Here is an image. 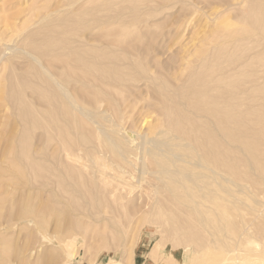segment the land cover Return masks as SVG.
I'll list each match as a JSON object with an SVG mask.
<instances>
[{"label":"rangeland","instance_id":"obj_1","mask_svg":"<svg viewBox=\"0 0 264 264\" xmlns=\"http://www.w3.org/2000/svg\"><path fill=\"white\" fill-rule=\"evenodd\" d=\"M155 2H157L158 5ZM263 5H264V0H158V1L156 0H0V38L2 39V40L0 39L1 40L0 52H2L1 53L2 55L0 54L1 55L0 56V88L1 87L3 88L4 94L9 93V92L10 93L15 92L16 89H18L19 93L21 91L18 97H21L22 100L27 98L28 99V100L26 99V102H27L29 101V98L32 99V100L30 99L31 103L27 102L26 105L28 104H31V106L38 105V106H35L37 108H40V106L43 107L44 105L42 104L44 102L42 103V101L44 100H42L43 97L39 94V91H38L40 90L38 89L40 85H35V84H38L36 83L38 78L33 76L34 73H35L34 75L36 76L40 72V70L37 69V63L33 62L32 59H30V56H31L30 54L37 56L43 64H46V62L47 63L49 62L47 64L49 66L52 63L51 66L52 67L54 66V68L52 67L50 68V66L49 68L50 70H53V72L56 70L55 65H57V62L58 61L61 62L62 60V63H61L62 66L60 63H58L59 65H57V66H60L62 70H60V68L57 67L60 73L57 70L55 71V73L56 72L59 73L60 78L62 77L61 79H63L64 76L67 74V72L70 70L68 72L69 74L65 76L66 79L69 77L68 78L69 82H66V83L68 84L71 83L69 84L70 86L69 89L74 83L72 87L73 90L81 91V89L77 88L78 86H81L79 82H76L77 85H75V82L74 80L72 81V78L79 77L83 71L81 72L78 70H74L73 72L72 68L70 67H75L74 66L75 63H76L75 65L80 64L79 66L81 67V63L78 64V62H74L78 60L76 56L79 57L80 56L79 53H81V56H83L84 54L86 56L87 55L89 56V54L90 56H95L96 54L98 55V53L100 52L103 54L99 53V55L103 57H99L96 55L95 58L97 57V59L94 58V60L98 62L97 63L98 65L102 66L103 64H105L106 66L112 65L113 67L115 64L116 65L121 64L119 67H115L113 68V70L111 69L112 72L114 71L113 73H118L120 70L121 72H124L125 74L126 72H128V74L129 73L130 74L129 75L127 74V75L131 79L129 78V80L125 82V84L127 85L125 84L123 85L124 87L126 86L125 87L126 90L124 87L122 88L123 94H121L122 91L120 89L118 90L115 89L116 91L115 92L113 90L114 88H111L110 85H106V84H103V82L102 83L100 82L99 84L102 86V89H101L102 91L98 89L100 91L98 92L99 93L104 92L105 96H104V93L101 95L103 98L104 97L105 98L103 99L101 95L97 93L94 95L96 96L95 97L96 99H93L94 96L92 94H91L92 96L90 94L88 96L87 94V95H83L84 99L88 98L86 100L82 98L84 103L86 105L89 104L88 108L92 109L93 111L101 110V112H99L100 115L101 114L104 115L105 112H102L103 109L105 108L107 109V107H110L113 102L112 106H113V109L115 107L114 111L116 110V112L111 114L113 112V109H111L112 107L109 110H107V112L111 114L109 115V118L107 116L108 121H110L111 117H113L112 120L116 121L115 119L116 117L114 116L117 114L118 118L116 122H118V124L124 127L127 126L126 128H130V126H132L133 128L131 129L138 131L140 134L142 133L144 134L145 132H147L146 136L154 137L155 135L152 136L153 134H156L161 128L166 127L163 125V120H162L163 115L161 113L159 114V112L166 110L165 107L168 106L169 101L172 103L171 100L174 99L173 96H175V92H177L176 89H178L177 88L178 85L181 84L180 86H182L181 88L183 90H185V88L188 89L189 92L188 91L184 92L180 88V91H182L183 93H187V92L190 93L192 91L191 89H193V87L191 88L188 85V84H191V82H189L190 78L188 76V73L189 72H190L189 74L195 73L193 67H191L193 65L195 66L194 68L196 72L199 71L202 68V67L200 68V65L202 64H200L201 62L199 61L200 59L204 57H213V58L215 57L217 59L220 58L218 59L221 62V64L219 62L220 64L219 73L222 74V78H219V79L222 80L221 86H222V90L224 91L227 89V87H230V85L231 87L234 86L233 88H236L235 84L236 86L238 84L237 87L239 89L236 88L235 90L233 89L232 92L230 90V92L233 93V95L234 93L238 92L237 94H239L240 96V93H242L244 89L247 90V87L249 85H254V84H257L258 86L264 85L261 83L262 79L264 78L263 76L264 75L263 74L264 73V59H263L264 58V52H263L264 51V28L259 31L254 29L253 30L254 32H252L251 35H246L243 33L244 23H248V21L252 22L253 20L251 16H252V13L255 11L254 7L262 6L263 8ZM147 9L149 12L147 11ZM149 9L150 10L152 9L153 12L151 10V13H150ZM71 21L72 22L74 21L73 24ZM35 22H38V23H35ZM61 22L65 24V26L64 25L62 26ZM221 22L222 24L219 26ZM5 24H8V25L5 27ZM59 26H60L59 28L60 31L59 30L57 31L56 29H58L57 27ZM16 27H18L20 31L17 28V32H16ZM67 27L69 29H67ZM22 28H26L27 34H25V31H22L24 30ZM51 30L53 32H51ZM65 30H68V31H65ZM108 32L110 34H108ZM29 33L31 34L29 35ZM50 33L53 36L54 35L56 36L58 34L57 36L58 38L60 37V39L66 35L65 36L66 38L61 39L62 44L60 43V45L62 46L64 45L63 43H65L69 47L68 48L65 47L64 51L63 49L61 50L62 47H59L60 52H62L61 55L63 56V59L61 60L60 58H62V56L60 55V52L58 51L59 49L57 48L58 49L57 50L55 48V42L53 41L54 39L52 40L50 39V41H53V42L49 41L48 36H50ZM68 33L70 34L68 35ZM102 33L105 35H102ZM71 34H74V35H71ZM20 35L22 37H20ZM24 36H26L25 39L23 38ZM53 36H51L50 38H53ZM233 37H240V39L245 37V39H242L243 41L241 40L234 41L232 40ZM20 38L21 39L23 38V39L20 40ZM111 39L114 40V43H112L113 40ZM33 40L35 41V44L37 45L35 46V44H33L37 51L35 49H32ZM42 40L44 41L42 42ZM65 40L66 42L67 41L68 42L67 43L64 42ZM107 42H110V43H107ZM238 42L239 43L242 42V44H238ZM69 43L73 45V49L71 48L72 45L70 46ZM123 43H124V46L122 45ZM82 45H84V47ZM74 46L76 48H74ZM97 46L99 47V49H97L98 48ZM50 47H52L53 49H51ZM103 47L105 49H103ZM218 47H219L218 51L220 53L217 51ZM85 48H87L88 50ZM74 49H77L78 51ZM95 49L97 50V52H95L96 51ZM113 50L117 52H114ZM7 51H8V54L10 53L12 55L11 56L10 54L8 55ZM26 51H28L29 53H27ZM67 51L69 52L72 51V52L69 53ZM93 51L96 54H94ZM245 51H249L252 54L250 55V53L245 52ZM46 52L48 56L46 55ZM51 52L53 53L51 54ZM75 52H79V53L73 54ZM236 52L239 54H237ZM105 53L106 54L108 53V55H106ZM65 54H69L71 57ZM256 54H259V55H256ZM55 55L58 57V61ZM121 55H125L123 56V59L121 58L122 57ZM234 55L235 57H233ZM7 56H9L8 58H11V59H8ZM65 56H68L70 58L68 57L66 58ZM73 56H75L76 58L75 60ZM119 56L120 58H118ZM110 57L112 58L114 57L115 60H112V58ZM229 57L231 59H229ZM259 57H261L263 60L260 59ZM71 58L73 61L71 60L70 62ZM99 58L101 59L103 58V60L99 61ZM67 59H69V62L71 64L68 61H66ZM119 60L120 62L124 61L123 65L125 67L122 66V62L120 63ZM53 61L54 62L56 61V64H54ZM114 61H117V63L118 62L119 63L118 64L114 63ZM67 62L70 64V67ZM241 62L242 64H240ZM258 62L259 64H257ZM64 64H65V67H63ZM140 65H142L143 69L145 68V70H142V66L140 67ZM229 65H232V66H229ZM127 66H128V69H126ZM65 68H67V71L66 70L64 71ZM129 68L131 69L132 73H136L137 75H133V74L131 75V72H129L130 71ZM138 68H139V71H138ZM189 68H192L191 70H193V72L189 71L190 70ZM35 69L38 71L37 74L35 72L36 71ZM73 69H77V68H73ZM111 70L109 69L110 75L113 74V73L111 74ZM227 71H230V72L228 73ZM78 72L79 73L81 72V73L79 74ZM9 73L11 74V77ZM41 73L43 72L41 71ZM70 73H71V76H69ZM155 73L157 74V76L155 75ZM230 73L233 75L231 76ZM63 74L64 76H61ZM39 75L41 76L42 74H39ZM255 75L256 76L258 75V77L256 78ZM131 76L132 77L134 76V78H132ZM137 76H139L141 79ZM149 76L151 77V79L147 78ZM185 76H186V80L188 77V80H187L188 82L186 81V83L184 84L182 82H185L184 80ZM6 77L8 78V81ZM23 78L25 79V83H24ZM40 78L41 77H39V79ZM92 78L93 76L91 75V78L89 79H92ZM138 78L139 80H137ZM20 79L23 80V82ZM66 79H63V80L68 81ZM159 79L161 80V83L159 82L160 81ZM244 79H246V81ZM27 80L32 82L31 86H30V82H28ZM41 80L43 81L44 78L43 79L41 78ZM165 80L168 83L162 82ZM170 80L174 81L175 84L172 83V81ZM11 82H14L15 84ZM38 82L40 83L39 80ZM247 82L250 84H248ZM19 83H21L20 87L23 86L22 89H24V86H25L26 90H22L18 85ZM152 83L153 84L159 83L158 85L155 84L156 87L159 85L162 86V84L163 86L162 87L159 86L156 88ZM239 83L240 84L242 83V84L240 85ZM128 84L132 85L130 88H128L129 93L127 91V87H129ZM226 84L228 85L226 86ZM26 85L28 88L26 87ZM46 85L47 86L45 87V84L44 86L43 84H41V88L43 90H49L47 83ZM166 85L168 86V88L169 86H171L170 87L171 89H173L172 86L175 85L173 93H172V90L169 88L171 90L170 91ZM34 86H37V87L34 88ZM136 86L138 87V89ZM258 86L256 87V85H254V87L256 88H258ZM13 87L15 88V90L13 89ZM30 88H32V90L33 88L35 90L37 89L36 90L37 93L34 90L35 92H33V95L39 94L37 96H40L41 99L39 97L38 99L37 97L34 98L35 95L34 96L32 95V93L30 92ZM165 88L168 90V92L166 91ZM10 89L14 91H11ZM111 90L114 91L113 92L114 95L112 94ZM119 90L121 91L120 93H119ZM160 90L162 93L160 92ZM148 91L149 92L151 91L152 93H149ZM164 91L166 93H164ZM10 93L8 95L13 94V93L12 94ZM22 93L26 96H22ZM144 93H146L145 95H148L149 98L146 96V98L148 99H145V95L143 96ZM167 93H168L167 96L172 97L169 101L166 99H163V97L164 98L166 97ZM109 94L111 95L110 97H109ZM115 94H116V97L113 98ZM128 94L129 95L132 94L133 96L132 95L129 96ZM153 94H156V97L153 96ZM140 95L143 97H141L140 99H137V101L135 102L136 98H139ZM158 95L160 99L162 95L161 101L160 99H158ZM122 96L124 100H127V102H129L128 104L122 101L123 100L121 98ZM223 96L226 98V94ZM235 96L236 94L234 95V97ZM97 98L101 100H98ZM120 98L122 102L119 101ZM133 98L135 99L132 100ZM238 98L246 99V96L243 95L242 97H236L237 101H238ZM113 99H115L116 102ZM87 100H90V102ZM106 100H107V103H105ZM147 101L149 102L151 101V102L147 103ZM166 101L167 103H165ZM6 102L8 106L3 105V104L1 105V103H5V101L0 103V118H1L0 121L2 120V117L3 118L6 117L5 119L7 120L6 121L5 119H3V121L5 122L4 124H3V121L0 122V126L2 123V125L5 127V129L0 128L2 129L1 130L2 132L4 131V133H1L0 131L1 133L0 134V138H1L0 149H1V146H3V144L5 143V141H3L4 140L3 138L7 136V134L10 132L11 127L14 128V126L15 127L17 126L15 128V131H17V133L21 132V130H19L21 126L17 124L16 122L15 123L17 125L15 123L13 124L12 122V121H15L13 119V116L16 114L15 112L18 109L11 108L15 106L13 105L14 103H12L13 101L10 100L9 102V99H8ZM94 102H96L97 104H94ZM118 102H121L124 108L123 107L121 108L122 104ZM131 102L135 104L133 105ZM170 102H169V106L171 104ZM178 102L185 103L183 100H181V97H179ZM143 103H146V104H143ZM163 103H165L166 106H163L165 105ZM90 104H92L95 107L93 108ZM148 104L152 107H150ZM161 105L163 106V108H161ZM102 106H104V108ZM133 106L136 108H134ZM139 106L141 108H139ZM153 106L156 107V110L155 108H153ZM157 106H160L159 107L160 109ZM129 108L130 110L132 109L131 112H129L130 111ZM157 108L160 111H158ZM12 109H15L14 110L15 114L10 113V112H13ZM127 112L129 113L130 116L129 115L126 116ZM3 113L9 114V115L4 116L5 114ZM237 114L239 113H236V114L234 113V117L235 116L238 117L239 115ZM142 117H143V120H142ZM16 119L18 118L16 117ZM157 123L159 124L157 125ZM112 128L113 127H111V133H112L111 137L114 133H115V136H118V133L113 131ZM151 128H153V130ZM258 128H261L263 132L260 129H255L257 133L255 131L254 132L256 134H259L260 132L261 133L260 135L264 136V126H261V127L259 126ZM109 129L110 127H108L106 131L110 134ZM148 129L151 132V134L148 133L149 132ZM33 130L31 133L35 134L36 136L34 137L36 138H34L35 140L34 141L32 137L33 135L31 134L30 141L33 140L32 143H30L31 148H34L32 146L34 142H35V146L41 144L42 147L39 145L40 146L39 148L41 150H44V148H46L47 150L50 147L51 150L49 149V151L48 150L47 151L44 150V151H46V153L48 152L47 154H49L50 151H52L54 155H52L51 153L49 155L50 157L52 156L53 161L55 160V162H53L52 159H49L50 157L47 155L46 160L48 159V162H50V164L51 163L53 164V168L51 167L52 164L50 165L48 163L47 164L43 163L45 165L43 166L47 167L45 173L43 174L47 173V175L46 176L44 175L43 177L42 176L39 177L38 181H40L41 178H43L44 180H46L47 177L50 178V176L48 175H51L50 180L55 178L56 180L54 181H57L58 179L56 178L57 176L61 178L63 177V178L61 179L62 181L58 179L61 186H59L58 182L56 183L54 181L51 182L52 184L54 183L52 186V184L49 183L50 182L49 178L46 180L47 183L42 182L40 183L41 185H36L38 182L37 183L35 182L34 185L25 183L24 181H22V179L20 180L21 176L16 177L12 175L10 176L11 178L9 177L10 178V181H9L8 174L10 175V172L7 171L9 170V167L7 165V162L2 163L1 165L2 168L3 167L5 168L6 166L5 168L6 172H4L5 171L4 168L2 169L0 166V171L2 172L0 173V181L2 179L3 180L2 183L4 184V189L0 187V190H1L0 191L1 192L0 193V264H105L110 259L116 260L119 263L121 262L120 264H264V153L261 150V149L264 150V137L261 136L262 138L261 140L263 141L262 143H260L261 140L259 139V142H258L259 144L254 141L253 142L250 141L247 143L240 142V141L239 143L238 141L231 142V140L229 141L226 140V141H223L222 143L221 141H219V147H222V149L221 148L219 149L221 150V152H219V158L221 157L220 160H222V161L219 160V162H221L219 164V167L223 168V169L219 168V174L221 175V176L219 175V184L221 185V186L219 185V209H212L214 211L213 214H212V211H208L209 213L205 212V215L208 217L207 218L208 221H206L205 224L201 225V223H199L198 221L196 222V220L193 219V214L191 212H189L191 214H188V213L185 214L181 211L182 209L185 210L186 206H182L181 209H178L179 207L177 208L175 206V208H177L180 212L174 209L173 207L174 205L172 206L171 203H167V205L165 204L167 207L163 205L162 210H160L158 213H155L153 211L149 212V210H147V212L145 213L146 210L144 209L138 210L137 203H140V202L138 199H135L137 198L136 193L135 195L131 196L130 198L131 200L129 199L128 201H126L125 204L127 205H125L124 203L123 204L117 203L119 204L117 205L116 203L111 202L112 203V206H111V203L108 201L106 197L105 198L107 199V201L106 199H101V196H103L102 198H104V194H101V192L100 193L97 192V194H95L94 192L95 189H93V187L90 186V183L91 182L93 183L95 181L94 179L90 177H84L83 179L86 180V182L82 179L83 181H81L80 184H78L79 181L77 183L76 181L77 178L75 176L78 175V173L76 172H79L80 170L74 169V170H78L76 172L74 171L75 175L73 174V172H68V174L66 175L64 174L65 172L67 173V169H64L61 167L66 166V168H68L67 166L68 164L66 165L65 163H63L65 161L63 157L64 155L63 156L61 155V153L63 154V151L58 147L59 144L57 140H55L56 138H53V137H56L55 132L49 129L43 130L42 128H39V127H36ZM43 131L45 132L43 133ZM83 131H85V128L81 129V133ZM51 132L53 133L51 134ZM81 133L79 131L80 135ZM245 133H247V131H245ZM115 136L113 135V137ZM115 139L120 140V138H117V137H115ZM38 140L39 142H37L38 143L37 144L36 141ZM93 141H88V144L92 143L89 146L87 142H86V147L84 144H82L84 146L82 145L80 146H82V148H85V149L89 148V150H92V151L93 149H95L94 151H98L101 149L100 145L103 144L105 145L104 147L105 149L102 147L103 148L102 151L103 150L104 152H106V150L108 151L106 145H109V144L108 142L104 144L105 142L103 138L98 141L96 140H93ZM2 142L3 144H1ZM53 142L58 145L57 146L54 145ZM53 145L56 146L57 150L53 147ZM95 145L96 146L98 145V146L95 147ZM47 146L49 147L47 148ZM235 146L237 147V149ZM241 146L242 148L244 147L247 148L249 146L247 148L248 151L245 150L246 148L242 149ZM36 148L38 147H35L34 149ZM108 148L110 150L109 146ZM253 148H256L255 151H253L254 150ZM53 149L55 150L54 152H53ZM60 150L62 152H60ZM83 150L80 151V153L83 152ZM243 150L244 152L246 151V153H244ZM56 151H59V152H56ZM225 151H227L228 154L225 153ZM222 152H223V155L220 154ZM250 152L252 154L247 155L248 153L250 154ZM255 152L256 153L258 152L259 155L258 153L256 154ZM260 152H262V154H260ZM111 153L112 151L107 152V156ZM113 154H116V153H113ZM55 155H58V156H55ZM114 156H117V155H113V158L115 159L116 157ZM234 156H237V157H234ZM61 157L64 160H62ZM54 158H57L58 161ZM109 158H108L109 160L118 161L117 158L113 160L111 155ZM59 159L60 161L62 160L63 162L62 161L60 162ZM46 160H45V163L47 162ZM57 164H60L63 166L58 167ZM257 164H258V167H256ZM260 166H262L261 167L262 169H258L260 168ZM60 168L62 170L64 169V171H59ZM224 169L227 172L228 171L230 172H228L226 175L225 174L226 171H225L223 175L222 172L224 171ZM52 171L53 172L58 171L57 175L56 173H53ZM69 173H72L76 179H73L72 174L70 175V177L72 178L71 179L69 177ZM79 174L81 173L79 172ZM222 176H224V178H226L225 176H228V178H231V181L228 180L227 178H226L227 179L226 181V179L222 178ZM15 177L18 178L17 182H16ZM70 179L71 181H69ZM232 179H233V182H232ZM12 180H15V182ZM234 180L236 181V183L234 182ZM18 181L19 182L22 181V183L23 182L24 183L22 184L20 182V184H17ZM9 182L11 185L7 184ZM66 182L68 184L70 183L69 185H72V186H68ZM72 182H76L75 185ZM13 184H15L14 186L16 187L18 186V187L17 188L13 187L12 189ZM21 184L26 186V188L24 186L22 187ZM56 184L57 186H59L58 189H55ZM84 185H86V187H84ZM0 186H3V185H0ZM28 187L30 189L32 187L33 191L32 190L29 191ZM80 187L82 188L81 190H80ZM89 187H91L93 190H91L90 188V192L87 193L89 191L88 190ZM239 187L240 189L243 187V189L241 191L239 189V192H238ZM40 188L42 191H40ZM14 189H17V190H14ZM84 189L87 191L86 196L88 198H86L85 196ZM225 189L229 191L230 189H232L231 194H228L229 191L224 192L223 190ZM12 190L14 193L12 192ZM26 190L28 193L26 192ZM60 190L61 191L63 190V191L61 192ZM82 190L84 191L82 192ZM91 191H93L94 194L93 193L91 194ZM96 191H97V188H96ZM5 193L7 196L5 195ZM77 193L80 194V196L77 195ZM1 194L3 195L1 196ZM8 194L10 195V197ZM27 194L28 196H30L29 198ZM74 194L79 196L80 198L79 197H78L79 199L76 198L77 196H75ZM89 194H91L90 196L91 200H89ZM98 194H101L100 197ZM94 195L95 197L93 198ZM25 198L27 199V201L25 200ZM32 198L34 201L31 200ZM73 198L78 201L74 200ZM133 198L135 199V202ZM28 199L34 202L33 204L36 208L33 206L32 203L28 202ZM100 200H104V201H100ZM21 201L22 202L24 201V203L26 201L27 204L29 203L28 206L29 208L32 207L31 209L33 211L34 209L35 211L40 210L39 208H41L42 206H45V208L42 207L44 210L41 208L43 211L40 210L42 217L40 213H38V211L37 212L34 211L35 213H33L32 210L27 207V204L23 205ZM89 201H91V203L95 202L93 203L94 206ZM102 202L105 203V205L102 204ZM106 202L110 203V207H112L113 210L107 206L109 204L106 205ZM11 203L12 205H10ZM113 204H116V205L114 206ZM132 205L134 207H132ZM25 206L27 207L26 210H25L26 208ZM123 206H126V207H123ZM170 206L172 209L170 208ZM73 207L74 208L76 207L75 210ZM113 207H116V208L114 209ZM105 208L106 209L108 208V209L106 210ZM134 209H137L138 211ZM17 210L19 212L21 210L23 213L20 212L21 213L20 214ZM27 210L28 211L31 210V211L28 212ZM41 211L43 212V214ZM132 211L133 212L137 211V212L133 213ZM167 211L169 212V214L166 213ZM148 212H149V215H151V217H149ZM28 213L32 214L33 217L32 215H29ZM155 214H156V217H155ZM170 214L171 216L175 215L176 219L171 220L170 219L171 217L168 219L167 217ZM184 214L186 216L183 217ZM187 214L190 215V218L192 220L188 218ZM34 215H36V217H34ZM125 215H128L129 218L125 217ZM20 217L22 220H20ZM27 217H29L30 219ZM11 218H14V219H11ZM39 218H42V219H39ZM216 218H218V220ZM210 219L211 221H213L212 223H214L215 225L217 224L215 226L216 230L214 226L212 227L214 229L210 227L212 226ZM32 220L34 221V223L32 222ZM35 220H37V222ZM138 220L140 222H138ZM158 220H161L162 224H160ZM11 221L13 224L11 223ZM201 226L203 228H201ZM37 229L38 231H35ZM39 233L41 234V236ZM212 233L213 234L215 233L216 239L217 238L219 239L216 240ZM38 240H40L39 242H42V243H39Z\"/></svg>","mask_w":264,"mask_h":264},{"label":"bare ground","instance_id":"obj_2","mask_svg":"<svg viewBox=\"0 0 264 264\" xmlns=\"http://www.w3.org/2000/svg\"><path fill=\"white\" fill-rule=\"evenodd\" d=\"M158 1V0H156ZM153 3V2H152ZM157 4V2H155ZM154 3V4H155ZM74 4V3H73ZM155 4V5H156ZM71 5V3H70ZM158 5V4H157ZM153 6V4H152ZM254 7V6H253ZM251 7V8H253ZM151 8V7H150ZM255 8V11L252 13V22H249L248 23H244V26H243V33L246 34V35H251L252 32H254L253 30L256 29V30H262L264 28V5H263V8L262 6L261 7H254ZM155 9V8H154ZM150 10V9H149ZM152 10V9H151ZM151 10H150V13H151ZM59 11V10H58ZM148 11V9H147ZM149 12V11H148ZM153 12V10H152ZM46 19V18H45ZM70 19V18H69ZM36 21V20H35ZM40 21V20H39ZM43 21V20H42ZM69 21V20H68ZM72 22V21H71ZM74 22V21H73ZM72 22V24H73ZM76 22V21H75ZM35 23H38V22H35ZM62 23V22H61ZM59 24V23H57ZM71 24V25H72ZM76 24V23H74ZM222 24V22L219 24V26ZM8 24H5V27L7 26ZM55 25V24H54ZM65 26V24L62 23V26ZM70 25V26H71ZM61 26V27H62ZM67 26V24H66ZM69 27V26H68ZM67 27V29H69ZM17 28L16 27V32H17ZM54 28V27H53ZM58 29H56L57 31L59 30L60 26L57 27ZM64 28V27H63ZM62 28V29H63ZM8 29V28H7ZM11 29V28H9ZM19 29V28H18ZM24 29V30H22ZM21 30L22 31H25V34H27L26 32V28H22ZM13 30V29H12ZM74 30V29H73ZM20 31V29H19ZM18 31V32H19ZM28 31V30H27ZM47 31V30H46ZM45 31V33H46ZM60 31V30H59ZM65 31H68V30H65ZM64 31V33H65ZM51 32H53L51 30ZM62 32V31H61ZM70 32V31H69ZM75 32V31H74ZM22 33V32H21ZM32 33V32H31ZM29 33V35L31 34ZM73 33V32H72ZM35 34V33H34ZM70 33H68L69 35ZM108 34H110L108 32ZM125 34V33H124ZM18 35V34H17ZM43 35V34H42ZM58 35V34H57ZM53 36L51 35L50 33V36L49 37V41L50 39H54L53 41L55 42V48L60 52V48L59 47H62L61 50L63 49L64 51V48L65 47H69L67 46L65 43H63L64 45H60V43L62 44V40L63 38H66L65 36H63V38L60 39V37L58 38V36ZM63 35V34H62ZM71 35H74V34H71ZM70 35V36H71ZM101 35V34H100ZM102 35H105L102 33ZM107 35V33H106ZM115 35V34H114ZM119 35V34H118ZM122 35V34H121ZM133 35V33H132ZM23 36V34H22ZM20 35V37H22ZM28 36V35H27ZM51 36H53V38H50ZM69 36V37H70ZM138 36V35H136ZM44 37V36H42ZM47 37V38H48ZM103 37V36H102ZM117 37V36H116ZM24 39L26 38V36L23 37ZM22 38V39H23ZM71 38V37H70ZM75 38V37H74ZM101 38V37H100ZM112 38V37H111ZM1 39V38H0ZM20 38V40H22ZM106 39V38H105ZM242 39H245V37L241 38L240 37H233L232 40H241L243 41ZM2 40V39H1ZM0 40V42H1ZM67 40V39H66ZM66 40L64 42H66ZM113 40V39H111ZM128 40V39H127ZM44 40H42L43 42ZM53 41H50V42H53ZM76 41V40H75ZM108 41V40H106ZM116 41V40H115ZM123 41V40H122ZM30 42V41H29ZM68 42V41H67ZM66 42V43H67ZM74 42V40H73ZM37 43V42H36ZM71 43V42H70ZM69 43V44H70ZM107 43H110V42H107ZM114 43V40L113 42ZM128 43V42H127ZM35 44V41L33 40L32 42V49H35V46H37L35 44V46L33 45ZM38 44V43H37ZM49 44V43H48ZM86 44V43H85ZM238 44H242L238 42ZM6 45V44H5ZM47 45V44H46ZM50 45V44H49ZM72 44H70L71 46ZM78 45V44H77ZM87 45V44H86ZM97 45V44H96ZM95 45V46H96ZM103 45V44H102ZM111 45V44H110ZM124 46V43L122 44ZM39 46V45H38ZM48 46V45H47ZM76 46V45H75ZM74 46V48H76ZM84 47V45H82ZM107 46V45H106ZM228 46V45H227ZM53 47V46H52ZM52 47H50L51 49H53ZM78 47V46H77ZM98 47V46H97ZM108 47V46H107ZM11 48V47H10ZM21 48V47H20ZM48 48V47H47ZM73 49V45L71 47ZM102 48V47H100ZM119 48V47H118ZM3 49V48H2ZM9 49V48H8ZM54 49V50H56ZM79 49V48H78ZM87 49V48H85ZM91 49V48H89ZM99 49V47L97 48ZM103 49H105L103 47ZM102 49V50H103ZM110 49V48H109ZM114 49V48H113ZM126 49V47H125ZM246 49V47H245ZM5 50V48H4ZM3 50V51H4ZM74 50H77V49H74ZM82 50V49H81ZM88 50V49H87ZM96 50V49H95ZM117 50V49H116ZM219 50V47L217 49V51ZM223 50V49H222ZM221 50V51H222ZM9 51V50H8ZM8 51H7V54H8ZM37 51V50H36ZM53 51V50H51ZM78 51V50H77ZM83 51V50H82ZM99 51V50H98ZM110 51V50H109ZM114 52H117L115 50H113ZM123 51V50H122ZM241 51V50H240ZM244 51V50H243ZM250 51V50H249ZM249 51H245V52H248L250 53ZM252 51V50H251ZM27 53H29L28 51H26ZM34 52V51H33ZM69 52V51H67ZM66 52V53H67ZM72 52V51H70ZM69 52V53H70ZM84 52V51H83ZM90 52V51H89ZM97 52V50L95 51ZM108 52V51H107ZM219 52V51H218ZM242 52V51H241ZM244 52V53H245ZM264 52V51H263ZM2 52H0L1 54ZM40 53V52H39ZM43 53V52H42ZM53 52H51L52 54ZM76 53H79V52H75L73 54H76ZM91 53V52H90ZM94 53V51H93ZM100 53V52H99ZM98 53V55L96 53L97 56L99 57H103V56H100ZM119 53V52H118ZM116 53V54H118ZM215 53V52H214ZM220 53V52H219ZM229 53V52H228ZM237 53V52H236ZM235 53V54H236ZM243 53V55H244ZM255 53V52H254ZM10 54V53H9ZM8 54V55H9ZM56 54V53H55ZM62 54V52H60V55ZM71 54V55H73ZM80 56H76V58L79 60H76L74 62H78L81 63V67L79 65H75V67H70V62L72 60V58L74 57V60L76 59L75 56H73L71 59H70V62H69V59H67L66 61H68L67 63L69 64V67L72 68V71L74 72V70H78V71H83L82 74H80L79 77H73L72 78V81L74 80L75 82V85L76 82H79V84L81 86H78L77 88L78 89H81V91H78L77 90H73V85L71 86V88L69 89V84L71 83H66V82H69L68 78L66 79V75L69 74L68 72L70 71L69 68H68V72L67 74L64 76L61 75V76H64L63 79H66L68 81H65L63 79L60 78V71L59 69H57V67L60 68V66H57L59 65L58 63H62V60L63 59V56L62 58H60L61 62L58 61V57L56 56L57 58V65H55L56 67V70L59 71V73H55V71L53 72V70H50V68L52 67V63L49 68V66L47 65L48 63L46 62V64H43L40 59L37 57V56H34L33 54H30V59H32L33 62H36L37 63V69L40 70V72L38 73V71L34 70L36 72V76L33 74L34 77L38 78V80L40 81V83L37 82L38 84H35V85H40L38 89L39 91V94L43 97L42 100V105L44 106H40V108H37L35 106H38V105H35V106H31V104H28L26 105L27 102H30L31 103V98H29V101L26 102V99H23L21 97H18L21 93H19V90L16 89L15 92H12L10 94L12 95H8L9 93H6L4 94L3 93V88L0 90V101L1 102H4L5 103H1V105H6L8 106L7 104V100L9 99V102L10 100L13 101L12 103H14L13 107L11 108H16L18 109L16 112L14 111L15 109H12L13 112H10V113H14L15 117L13 116V119L15 121H12L13 124L16 122L17 124H19L21 127L19 130H21L20 133H17V131H15V127H11V130L10 132L7 134V136H3L5 143L3 144V142L1 144H3V146H1V149H0V166L2 165V163L4 162H7V165L9 167V171L10 172V175L8 174V178L10 176H16V177H20V180L22 179V181H24L25 183H28L30 185H34V183L38 182L36 185H41L40 183L42 182H45L47 183V179L49 177L46 178V180H44L43 178H41L40 181H38V178L39 177H43L44 175L46 176V174H43L45 173L46 171V168L47 167H44L45 165L44 164H50V162H48V159L46 160V157L47 155L50 157V153L52 155H54L52 153V151H50L49 154L46 153V151L49 149L51 150V148L49 146H47V150L46 148H44V150H41L39 147L41 146V144L37 145L39 142L36 141V145L35 146V142L32 144V146L35 148V147H38L36 149L34 148H31V144L32 141L34 140V136H36L35 134H32V130L36 127H39V128H42L43 130H51L53 132H55V136L56 137H53V138H56L55 140H57L58 144H59V148L63 151V154L61 153V155L64 157L65 161L63 162L62 160H64L62 157V162L65 163L68 168H66V166L64 167H61V168H64V169H67V173L65 172L64 174H68V172H73L74 174V171H78L80 170L79 172L81 174H79V172H76L78 173V175H76L75 178L74 175L72 173H69V177L70 175L72 174V177L73 179H76L77 183L79 181L78 184H80L81 181H83L84 177H90L92 179H94L95 181L92 183H90V186L93 187V189H95V194H97V192H101V194H104V198H102L103 196H101V199H108V201L111 203H119V204H125L126 201H128L131 196L135 195V193L137 194V198L135 199H138L140 203H137V208L138 210L140 209H144L146 210L145 213L147 212V210L150 211H153L155 213H158L160 210H162V206L163 205H167V203H171L172 206L174 207V209L178 210V209H181L182 206H186L185 210L182 209L181 211L183 213H188V214H193V219L196 220V222L198 221L199 223L202 224H205L207 220V216L205 215V212H208V211H212V214H213V210L212 209H219V168L220 169H223L221 167H219V164L221 162H219L220 158H219V152H221V150H219L220 148L222 149V147H219V141H221V143L223 141H226V140H231V142H234V141H239L240 142H256L258 143L259 142V139L261 140V136L260 135L261 133L259 132V134H256L257 131H255V129H260L262 131L261 128H258L259 126H264V85H260L258 86L257 84H254L256 85V87L258 86V88L254 87V85H249L247 87V90L244 89V91L246 92H242L240 93V96L239 94L237 93H234V95L236 94V96L234 97L233 93H231L233 91V89L235 90L236 88H238V84L236 86L235 84V87L236 88H233L231 87H227V89L224 91L222 90V80H220L219 78H222V74L219 73V65L221 64V62L218 60L220 58H213V57H204L202 59H200L199 62H201L200 64V70L196 72L195 70V66H191L193 67L195 73H192V74H189L188 72V76H189V82H191V84H188L191 88L193 87V89H191L192 91L190 93H188V89L185 88V90H183L180 86L178 85L177 88L179 89H176L177 92H175V96L172 101V103L169 101L172 97L171 96H167L168 93L166 94V97L163 99H166L168 100L171 104L169 106V102H168V106H166L165 103H167V101L163 104V106H166L164 111L162 112H159V114L161 113L163 115V125L166 126L164 128H161L156 134H153L152 136L154 137H148L146 136V133L145 132L144 134H140L138 131H135L131 128H133L132 126H130V128H126L120 124H118L117 121V114L114 116L116 117V121L112 120L113 117L110 118V121H108L107 119V116L109 118V115L113 114L114 112H116V110L114 111L113 109V102H112V105L110 107H107V109H103L104 106H102L103 108V111L102 112H105V114H101L99 112H101V110L97 111H93L92 109H89L88 108V105H86L83 101V95H87L89 96V94L91 95H95V94H103V93H99L102 89V86L99 84L100 82L103 84H106V85H110L111 88H114L113 90L115 91V89H120L122 91V88L124 87L123 85L125 84L126 81L129 80V74L128 72H126V74L124 72H121V70L118 72V73H113L112 70L113 68L115 67H119L120 65H114L112 67V65H109V66H106L105 64H103L102 62V66L98 65L97 61L94 60L95 56H89L87 55H83L81 56V53H79ZM77 54V55H79ZM93 54V55H94ZM100 54H103V53H100ZM106 54V53H105ZM111 54V53H110ZM114 54V53H113ZM125 54V53H123ZM234 54V53H233ZM239 54V53H237ZM252 53H250L251 55ZM2 55V54H1ZM0 55V56H1ZM4 55V53H3ZM12 54H10L11 56ZM38 55V54H37ZM46 55L48 56L47 52H46ZM65 55H69V54H65ZM92 55V54H91ZM108 55V53L106 54ZM211 55V54H210ZM209 55V56H210ZM226 55V54H225ZM256 55H259V54H256ZM255 55V56H256ZM70 56V55H69ZM111 56V55H110ZM122 59H123V56L125 55H121ZM208 56V55H207ZM213 56V55H212ZM218 56V55H217ZM9 56H7L8 58ZM52 57V56H51ZM66 58L68 56H65ZM71 57V56H70ZM68 57V58H70ZM115 57V56H114ZM114 57H110L112 58V60H115ZM235 57V55L233 56ZM237 57V56H236ZM248 57V56H247ZM49 58V57H48ZM55 58V57H53ZM120 58V56L118 57ZM244 58V57H243ZM246 58V56H245ZM260 59H262L261 57H259ZM8 59H11V58H8ZM43 59V57H42ZM97 59V57L95 58ZM120 59V60H122ZM125 59V58H124ZM229 59H231L229 57ZM236 59V58H235ZM238 59V58H237ZM242 59V58H241ZM264 59V58H263ZM262 59V60H263ZM65 60V58H64ZM100 60H103V58H99V61ZM119 60V62H120ZM73 61V60H72ZM127 61V60H125ZM231 61V60H230ZM243 61V60H242ZM256 61V60H254ZM44 62V63H45ZM52 62V61H51ZM107 62V61H106ZM112 62V61H111ZM118 62V63H119ZM122 62V66L123 65V62L124 61H121ZM120 62V63H121ZM150 62V60H149ZM198 62V63H199ZM205 62V63H204ZM207 62V64H206ZM220 62V64H219ZM229 62V61H228ZM54 64H56V61L54 62ZM73 63V62H72ZM108 63V62H107ZM106 63V64H107ZM113 63V62H112ZM114 63H117V61H114ZM117 63V64H118ZM127 63V62H126ZM204 63V64H203ZM245 63V62H244ZM109 64V63H108ZM107 64V65H108ZM130 64V63H128ZM133 64V63H131ZM197 64V63H196ZM238 64V63H237ZM242 64V62L240 63ZM248 64V63H247ZM259 64V62L257 63ZM127 65V64H126ZM198 65V64H197ZM226 65V64H225ZM235 65V64H234ZM62 66V64H61ZM67 66V65H66ZM129 66V65H128ZM128 66L126 69H128ZM131 66V65H130ZM142 65H140L141 67ZM229 66H232V65H229ZM39 67V68H38ZM65 67V64L64 66ZM125 67V66H124ZM145 67V66H144ZM155 67V66H154ZM199 67V66H197ZM227 67V66H226ZM234 67V66H233ZM54 68V66L52 67ZM73 68H77V69H73ZM153 68V67H152ZM236 68V67H235ZM234 68V69H235ZM81 69V70H80ZM109 69L111 70V74L110 75V71ZM121 69V68H120ZM123 69V68H122ZM130 69V68H129ZM137 69V68H136ZM150 69V68H149ZM191 72H193V70H191L192 68H189ZM197 69V68H196ZM229 69V68H228ZM60 70H62V68H60ZM67 71V68L64 69V71ZM142 70H145V68L143 69V66H142ZM198 70V69H197ZM243 70V69H242ZM241 70V71H242ZM254 70V69H253ZM257 70V69H256ZM263 70V69H262ZM41 71L43 73H41ZM71 71V72H72ZM116 71V70H115ZM138 71H139V68H138ZM151 71V70H150ZM258 71V70H257ZM261 71V70H260ZM77 72V71H76ZM131 72V69L130 71ZM142 72V71H141ZM174 72V71H173ZM223 72V71H222ZM228 73L230 71H227ZM262 72V71H261ZM11 73V72H10ZM9 73L10 77H11V74ZM62 73V72H61ZM143 73V72H142ZM141 73V74H142ZM176 73V72H175ZM174 73V74H175ZM225 73V72H224ZM251 73V71H250ZM13 74V72H12ZM39 74H42L41 76ZM128 74V75H127ZM137 75L136 73H132L131 72V75ZM148 74V72H147ZM151 74V73H150ZM177 74V73H176ZM175 74V75H176ZM184 74V73H183ZM231 74V73H230ZM264 74V73H263ZM39 75V76H38ZM44 75V76H43ZM91 75L93 76L92 79H89L91 78ZM95 75V76H94ZM146 75V74H145ZM155 75L157 76V74L155 73ZM154 75V76H155ZM233 74H231L232 76ZM7 76V75H6ZM38 76V77H37ZM71 76V73L70 75ZM73 76V75H72ZM100 76V77H99ZM144 76V75H143ZM178 76V75H177ZM187 76V75H186ZM186 76H185V82H182V83H186V81L188 80V77H187V80H186ZM237 76V75H236ZM246 76V75H245ZM248 76V75H247ZM262 76V75H260ZM264 76V75H263ZM39 77H41L42 79L44 78V80L42 81L41 78L39 79ZM81 77V78H80ZM132 77V76H131ZM139 77V76H137ZM161 77V76H160ZM227 77V76H226ZM250 77V76H249ZM254 77V76H252ZM255 77L257 78L258 75ZM7 78V77H6ZM13 78V76H12ZM25 78V77H24ZM23 78L24 80V83H25V79ZM134 78V76L132 77ZM140 78V77H139ZM139 78L137 80H139ZM148 79H151V77H147ZM145 78V79H147ZM228 78V77H227ZM230 78V77H229ZM235 78V77H233ZM242 78V77H241ZM246 78V77H244ZM22 79V78H21ZM20 79V80H21ZM27 79V78H26ZM111 79V80H110ZM131 79V78H130ZM141 79V78H140ZM163 79V78H162ZM240 79V78H239ZM249 79V78H248ZM247 79V80H248ZM255 79V78H254ZM16 80V79H15ZM19 80V81H20ZM23 80H21L23 82ZM71 80V78H70ZM108 80V81H107ZM160 80V79H159ZM158 80V81H159ZM233 80V79H232ZM243 80V79H241ZM246 81V79H244ZM257 80V79H256ZM7 81H8V78H7ZM13 81V80H12ZM28 82H30L29 80H27ZM42 81V82H41ZM156 81V80H155ZM172 81V80H170ZM225 81V80H224ZM244 81V83H245ZM250 81V80H249ZM254 81V80H253ZM258 81V80H257ZM260 81V80H259ZM10 82V80H9ZM16 82V81H15ZM18 82V81H17ZM44 82V83H43ZM152 82V81H151ZM161 83V80L159 81ZM163 83L166 82L165 81H162ZM188 82V81H187ZM236 82V81H235ZM11 83H14V82H11ZM31 83L30 82V86H31ZM35 83V82H34ZM46 83L48 84V89L49 90H43L41 88V84H45V87L47 86ZM168 83V82H166ZM172 83L175 84L174 81H172ZM233 83V81H232ZM238 83V82H237ZM248 83V82H247ZM252 83V82H251ZM254 83V82H253ZM258 83V82H257ZM262 84H264V78L262 79L261 81ZM15 84V83H14ZM134 84V83H133ZM146 84V83H145ZM153 84V83H152ZM156 85H158L157 83H155ZM153 84L155 87L156 85ZM229 84V83H228ZM226 84V86L228 85ZM231 84V83H230ZM240 84V83H239ZM242 84V83H241ZM240 84V85H241ZM250 84V83H248ZM259 84V83H258ZM13 85V84H11ZM19 87L21 85V83L18 84ZM127 85V84H125ZM177 85V84H176ZM244 85V84H243ZM242 85V86H243ZM29 86V87H30ZM42 86V87H43ZM109 86V88H110ZM129 87H127V91H128V88H130L132 85L131 84H128ZM138 86V85H137ZM136 86V87H137ZM147 86V85H146ZM149 86V85H148ZM161 86V85H159ZM157 86V87H159ZM163 86V84H162ZM161 86V87H162ZM167 86V85H166ZM165 86V87H166ZM175 86V85H174ZM174 86L173 89H171L169 86V88L172 90V93H173V90H174ZM241 86V87H242ZM247 86V85H246ZM12 87V86H11ZM9 87V88H11ZM18 87V88H19ZM23 86H21L20 88L22 89ZM27 87V85H26ZM37 87V86H34V88ZM50 87V88H49ZM80 87V88H79ZM126 87V86H125ZM124 87V88H125ZM156 87V88H157ZM186 87V85H185ZM240 87V86H239ZM260 87V88H259ZM19 88V89H20ZM28 88V87H27ZM33 88H30V92L32 93L33 95V92H35L36 90ZM44 88V87H43ZM54 88V89H53ZM75 88V86H74ZM150 88V87H149ZM155 88V89H156ZM168 88V86H167ZM168 88V89H169ZM180 88L182 91L186 92L188 91L187 93H183L182 91H180ZM184 88V87H183ZM13 89L15 90V88L13 87ZM99 89V90H98ZM133 89V88H131ZM138 89V87H137ZM152 89V88H151ZM160 89V88H159ZM163 89V88H161ZM166 89V88H165ZM169 89V90H170ZM187 89V90H186ZM239 89V88H238ZM237 89V90H238ZM5 90V89H4ZM11 90V89H10ZM9 90V91H10ZM14 90H11V91H14ZM22 90H26L25 89V86H24V89ZM32 90V91H31ZM35 90V91H34ZM110 90V89H109ZM119 90V93L121 92ZM126 90V88H125ZM130 90V89H129ZM136 90V89H135ZM134 90V91H135ZM170 90V91H171ZM175 90V91H176ZM231 90V92H230ZM99 91V92H98ZM102 91V90H101ZM112 91V90H111ZM114 91H112V94L114 95ZM126 91V92H127ZM133 91V92H134ZM153 91V90H152ZM166 91L168 92V90L166 89ZM169 91V93H170ZM82 92V93H81ZM116 92V91H115ZM131 92V91H130ZM139 92V91H138ZM141 92V91H140ZM149 92V91H148ZM154 92V91H153ZM161 92V90H160ZM179 92V93H178ZM182 92V93H180ZM37 93V91H36ZM129 93V91H128ZM147 93V92H146ZM144 93L143 96L146 94ZM149 93H152L151 91ZM162 93V92H161ZM164 93H166L164 91ZM37 94V95H39ZM111 94V92H110ZM109 94V97L111 96ZM121 94H123V91L121 92ZM141 94V93H139ZM226 94V98L223 96ZM35 95V94H34ZM33 95V96H34ZM35 95L34 98L38 97L40 98V96H37ZM91 95V96H92ZM129 95V94H128ZM127 95V96H128ZM132 95V94H131ZM129 95V96H131ZM165 95V94H164ZM171 95V94H170ZM238 95V96H237ZM243 95L246 96V99H241V98H238V101L236 100V97H242ZM22 96H26L22 93ZM87 96V97H88ZM104 96H105V93H104ZM119 96V94H118ZM124 96V95H123ZM123 96L121 97L124 101L126 102L127 104L129 102H127V100H124ZM126 96V95H125ZM133 96V95H132ZM140 95L139 98H136L135 102L137 101V99H140L141 97H143ZM146 96L148 97V95H145V99H148L146 98ZM153 96L156 97V94H153ZM29 97V96H28ZM96 96L93 97V99H96L95 98ZM100 97V96H99ZM102 97V95H101ZM100 97V98H101ZM113 97V96H112ZM116 97V94L113 98ZM179 97H181V100H183L185 103H182V102H178L179 100ZM83 98V99H82ZM92 98V97H90ZM89 98V99H90ZM103 98V97H102ZM101 98V99H102ZM105 98V97H104ZM103 98V99H104ZM121 98L119 99V101H121ZM127 98V97H125ZM129 98V97H128ZM135 98H133L132 100H134ZM31 99V100H30ZM41 99V98H40ZM88 98H85L84 100H86ZM98 100H101L99 98H97ZM102 99V100H103ZM110 99V98H109ZM144 99V101H145ZM158 99H160L159 95H158ZM25 100V101H24ZM28 100V99H27ZM92 100V99H91ZM115 100V99H113ZM162 100V95H161V99L160 101ZM90 102V100H87ZM85 101V102H87ZM121 101V102H122ZM131 101V100H130ZM139 101V100H138ZM142 101V100H141ZM235 101V102H234ZM25 102V104H24ZM88 102V103H89ZM116 102V100H115ZM121 102H118V103H121ZM151 102V101H150ZM149 101H147V103H150ZM153 102V101H152ZM164 102V100H163ZM40 103V102H39ZM107 103V100L106 102ZM104 103V104H105ZM117 103V104H118ZM133 105L135 103L131 102ZM94 104H97L96 102H94ZM103 104V105H104ZM116 104V105H117ZM122 104V103H121ZM120 104V105H121ZM138 104V103H137ZM143 104H146V103H143ZM155 104V103H153ZM151 104V105H153ZM10 105V104H9ZM34 105V104H33ZM93 108L95 106H93L92 104H90ZM106 105V104H105ZM115 105V106H116ZM149 105V104H148ZM90 106V107H91ZM143 106V105H142ZM147 106V105H146ZM150 106V105H149ZM156 106V105H155ZM163 106L161 105V108H163ZM112 107V108H111ZM123 107V104L121 105V108ZM130 107V105H129ZM134 107V106H133ZM152 107V106H150ZM158 108L160 106H157ZM44 108V109H43ZM113 109V112L111 114H109L107 112V110L109 109ZM124 108V107H123ZM136 108V107H134ZM133 108V109H134ZM139 108H141L139 106ZM143 108V107H142ZM153 108H155L156 110V107L153 106ZM157 108V110H158ZM41 109V110H40ZM96 109V108H95ZM118 109V108H116ZM160 109V108H159ZM130 110V108H129ZM132 110V109H131ZM131 110L129 112H131ZM138 110V109H137ZM112 111V110H111ZM128 111V110H127ZM160 111V110H158ZM239 111V112H238ZM234 113H239L237 115H239L238 117H234ZM5 114V113H3ZM140 114V113H139ZM9 114H5L4 116H8ZM11 115V114H10ZM125 115V114H124ZM129 115V113L127 112L126 113V116ZM135 115V114H134ZM12 116V115H11ZM130 116V115H129ZM140 116V115H138ZM161 116V115H160ZM16 117L18 119H16ZM6 118V117H5ZM2 117V120L5 119ZM10 118V117H9ZM8 118V119H9ZM125 118V116H124ZM123 118V119H124ZM1 119V118H0ZM12 119V120H13ZM159 119V118H158ZM160 119V120H161ZM6 120V119H5ZM10 120V119H9ZM142 120H143V117H142ZM0 121V122H1ZM7 121V120H6ZM11 121V120H10ZM19 123H18V122ZM130 121V120H129ZM135 122V121H134ZM160 122V121H159ZM5 122L3 121V124ZM15 123V124H16ZM127 123V121H126ZM133 123V122H132ZM16 124V125H17ZM129 124V123H128ZM159 123H157L158 125ZM11 125V124H10ZM9 125V126H10ZM258 125V127H257ZM2 126V127H1ZM1 126L0 128L2 129H5V127L2 125L1 123ZM8 126V127H9ZM12 126V125H11ZM92 128H91V127ZM4 127V128H3ZM108 127H110V134L106 131L108 129ZM111 127L113 131L117 132L118 133V136H115V133L113 134L115 137L117 138H120V140L118 139H115V137H111ZM135 127V126H134ZM160 127V126H159ZM257 127V128H256ZM7 128V127H6ZM10 128V127H9ZM84 129L85 128V131H83L81 133V129ZM0 129V131L2 130ZM88 129V130H87ZM150 129V128H149ZM148 129V131H149ZM153 130V128H151ZM155 129V128H154ZM18 130V128H17ZM6 131V130H5ZM34 131V130H33ZM79 131L81 133V135L79 134ZM220 131V133H219ZM245 131H247V133H245ZM253 131V132H252ZM256 133H255V132ZM259 131V130H258ZM41 132V131H39ZM45 131H43L44 133ZM51 132V134L53 133ZM263 132V131H262ZM1 133H4V131ZM0 133V134H1ZM47 133V132H46ZM148 133L151 134V132L149 131ZM244 133V134H243ZM6 134V133H5ZM31 134L33 135V140L30 141V138H31ZM148 134V135H150ZM38 135V134H37ZM44 136V134H43ZM54 136V134H53ZM264 137V136H262ZM45 138V137H44ZM104 139V144H106L108 142L109 145H106L108 151L106 150V152H104V150L102 151V149L105 147V145L101 144L100 146V150L98 151H94L95 149L92 150H89V148H82V146L85 145L86 147V142L88 144V141H93V140H100V139ZM39 139V137H38ZM45 140V139H44ZM0 141H1V138H0ZM35 141V140H34ZM49 141V140H48ZM95 141V142H96ZM263 140L260 141V143H262ZM83 142V143H82ZM94 142V141H93ZM102 142V140H101ZM50 143V142H49ZM80 143V144H79ZM228 143V142H227ZM237 143V144H238ZM255 143V144H256ZM43 144V143H42ZM54 145H58V144H55L53 142ZM79 144V145H78ZM84 144V145H82ZM92 144V143H91ZM90 143L88 144L91 145ZM96 144V143H95ZM224 144V143H223ZM245 144V143H243ZM249 144V143H248ZM247 144V145H248ZM253 144V143H252ZM259 144V143H258ZM53 147L56 149V146ZM78 145V146H76ZM82 145V146H80ZM99 145V143H98ZM97 145V146H98ZM228 145V144H227ZM235 145V144H234ZM233 145V146H234ZM95 145V147H97ZM108 146L110 147V150L108 148ZM225 146V145H223ZM229 146V145H228ZM239 146V145H238ZM246 146V145H245ZM250 146V145H249ZM248 146V147H249ZM42 147V146H41ZM92 147V146H91ZM103 147V148H102ZM236 147V146H235ZM247 147V148H248ZM251 147V146H250ZM258 147V145H257ZM58 148V150H59ZM242 148V146H241ZM240 148V149H241ZM246 147L242 148V149H245ZM245 149L246 151H248V149ZM84 149V150H83ZM105 149V148H104ZM237 149V147H236ZM251 149V148H250ZM255 151L256 148H253ZM258 149V148H257ZM261 149V148H260ZM259 149V150H260ZM57 150V149H56ZM60 150V152H62ZM80 153V151H82ZM224 150V149H223ZM222 150V151H223ZM264 153V150L261 149ZM260 150V151H261ZM55 150L53 149V152ZM109 151H112L111 154H109L107 156V152ZM235 151V150H234ZM239 151V149H238ZM236 151V152H238ZM246 151L243 152L246 153ZM258 151V150H257ZM56 152H59V151H56ZM230 152V151H228ZM113 153H116V154H113ZM225 153H227V151H225ZM256 153V152H255ZM258 153V152H257ZM256 153V154H257ZM223 155V152L220 153ZM228 154V153H227ZM230 154V153H229ZM252 153L250 152V154L248 153L247 155H251ZM255 154V155H256ZM260 154H262V152H260ZM110 155L112 157L113 160H115L117 158L118 161H112V160H109L110 158ZM113 155H117V156H114L116 157L115 159L113 158ZM259 155V153H258ZM55 156H58V155H55ZM54 156V157H55ZM109 159H108V158ZM234 157H237V156H234ZM253 157V156H252ZM58 158V157H57ZM57 158H54L57 160ZM225 158V157H224ZM49 159H52V156L49 158ZM45 160L47 161L45 163ZM226 160V159H225ZM224 160V161H225ZM51 161V160H50ZM53 161V159H52ZM58 161V160H57ZM60 161V159H59ZM60 161V162H61ZM222 161V160H220ZM55 162V160L53 161ZM237 162V161H235ZM44 163V164H43ZM58 163V162H57ZM224 163V162H222ZM52 164V163H51ZM50 164V165H51ZM64 164V165H65ZM237 164V163H236ZM259 164V163H258ZM258 164L256 167H258ZM6 165V164H5ZM44 165V166H43ZM58 167L60 166H63V165H60V164H57ZM222 165V164H221ZM220 165V166H221ZM230 165V164H229ZM234 165V164H233ZM232 165V166H233ZM48 166V165H47ZM228 166V165H227ZM49 167V166H48ZM53 168V164L51 166ZM230 167V166H229ZM262 166H260V168L258 169H262L261 168ZM2 168V166H1ZM4 168V167H3ZM2 168V169H3ZM6 168V166H5ZM4 168V172H6V169ZM60 168V169H61ZM226 168V167H225ZM8 169V168H7ZM51 169V168H50ZM59 171H64V169L60 170ZM71 171H69V170ZM74 169H78V170H74ZM228 169V168H227ZM51 171V170H50ZM226 170L224 169V171L222 172L223 175H224V172ZM53 172V171H52ZM57 172H53V173H56L57 175ZM230 172V171H228ZM227 171L225 172V174L227 175L228 173ZM232 172V171H231ZM0 173H2L0 171ZM13 173V174H11ZM221 173V172H220ZM84 174V176H83ZM86 175V176H85ZM50 176L51 178V175H48ZM55 176V174H54ZM60 176V175H59ZM221 176V175H220ZM244 176V175H243ZM15 177V178H16ZM68 177V178H69ZM228 180L231 181V178H228V176H225ZM239 177V176H238ZM2 178V177H1ZM11 178V177H10ZM10 178H9V181H10ZM49 178V180H50ZM58 179H62L61 177H56ZM67 178V177H65ZM71 178V177H70ZM222 178H224V176H222ZM224 178V179H226ZM54 181L56 180L55 178H53L52 180H50L49 183H51L52 181L54 182H58L59 186L60 183L59 181ZM72 179V178H71ZM71 179L69 181H71ZM83 179V180H82ZM226 179V181H227ZM240 179V178H238ZM18 178H16V182H17ZM44 180V181H43ZM2 179L0 181V185H3V186H0L4 189V184L2 183ZM15 182V180H12ZM22 181H20L22 183ZM62 181V180H61ZM75 181V180H74ZM86 182V180H84ZM92 181V180H91ZM5 182V181H4ZM7 182V180H6ZM20 182L18 181L17 184H20ZM23 182V183H24ZM232 182H233V179H232ZM234 182L236 183V181L234 180ZM22 183V184H23ZM67 183V182H66ZM74 185L76 182H72ZM71 183V184H72ZM9 185V183H7ZM21 184V185H22ZM52 184V183H51ZM54 184V183H53ZM52 184V186H53ZM68 184V183H67ZM66 184V185H67ZM70 184V183H69ZM68 186H72V185H69ZM15 184H13L12 186V189L13 187H16L14 186ZM64 185V184H63ZM20 186V185H19ZM24 185H22L23 187ZM59 186H57L56 184V187L55 189H58ZM79 186V185H78ZM221 186V185H220ZM228 186V185H227ZM236 186V184H235ZM18 187V186H17ZM16 187V188H17ZM21 187V186H20ZM26 188V186H24ZM84 187H86V185H84ZM97 188V191H96V188ZM29 188V187H28ZM46 188V187H45ZM66 188V187H65ZM72 188V187H71ZM90 188L89 187V191L87 192L85 189V196L87 195V193L90 192ZM11 189V188H10ZM19 189V188H18ZM21 189V188H20ZM79 189V188H78ZM82 188L80 187V190ZM91 188V190H93ZM239 189L240 187L238 188V192H239ZM243 189V187L240 189V191ZM14 190H17V189H14ZM28 190V189H27ZM26 190V192H27ZM32 190V187L31 189L29 188V191ZM73 190V189H72ZM77 190V189H76ZM82 190V192L84 191ZM231 190H223L224 192H228V194H231ZM1 191V190H0ZM33 191V190H32ZM40 191L41 188H40ZM61 191V190H60ZM63 191V190H62ZM61 191V192H62ZM5 192V191H4ZM3 192V193H4ZM11 192V191H9ZM13 192V190H12ZM39 192V191H38ZM79 192V191H78ZM81 192V193H82ZM87 192V193H86ZM1 193V192H0ZM8 193V192H7ZM14 193V192H13ZM16 193V191H15ZM25 193V192H24ZM28 193V192H27ZM40 193V192H39ZM46 193V192H45ZM76 193V192H75ZM93 193V191H91V194ZM12 194V193H10ZM30 194V193H29ZM63 194V193H62ZM91 194H89V200L90 199V196ZM94 194V193H93ZM101 194H98L99 197ZM161 194V195H160ZM3 194H1L2 196ZM6 195V193H5ZM9 195V194H8ZM14 195V194H13ZM34 195V194H33ZM75 195V194H74ZM77 195L80 196V194L77 193ZM75 195V196H77ZM97 195V196H98ZM160 195V196H158ZM7 196V195H6ZM15 196V195H14ZM21 196V194H20ZM28 196V194H27ZM26 196V197H27ZM74 196V197H75ZM79 196H77L76 198H78ZM83 196V194H82ZM10 197V195H9ZM23 197V196H22ZM30 196H28L29 198ZM34 197V196H32ZM38 197V196H37ZM95 197V195L93 196V198ZM106 197V198H105ZM14 198V197H13ZM12 198V199H13ZM40 198V197H39ZM42 198V197H41ZM80 198V197H79ZM78 198V199H79ZM86 198H88L86 196ZM133 198L134 202H135V199ZM23 199V198H22ZM35 199V198H34ZM74 199V198H73ZM85 199V198H83ZM106 199V201H107ZM3 200V199H2ZM11 200V199H10ZM25 200L27 201V199L25 198ZM33 200V198L31 199ZM31 200L28 199V202L29 203H34L32 202ZM42 200V199H41ZM76 200V199H74ZM93 200V199H92ZM131 200V199H130ZM18 201V199H17ZM24 201L21 203H23V205L27 204V202ZM31 201V202H30ZM34 201V200H33ZM78 201V200H76ZM96 201V199H95ZM100 201H104V200H100ZM15 202V201H14ZM37 202V201H35ZM91 203V201H89ZM109 202H106V205H107L109 208L112 209V207H110V203ZM133 202V201H131ZM130 202V203H131ZM20 203V202H19ZM28 203V204H29ZM81 203V202H80ZM89 203V204H90ZM95 203V202H93ZM91 203V204H93ZM98 203V202H97ZM112 203H111V206H112ZM129 203V204H130ZM18 204V203H17ZM27 204V207L29 208ZM31 204V205H32ZM101 204V203H100ZM102 204L105 205V203L102 202ZM116 204H113L114 206ZM117 204V205H119ZM12 205V203L10 204ZM40 205V204H39ZM97 205V204H95ZM99 205V204H98ZM127 205V204H125ZM134 205V203H133ZM132 205V207H134ZM165 205V206H166ZM16 206V205H15ZM18 206V205H17ZM34 206V204H33ZM38 206V205H37ZM42 206V205H41ZM40 206V207H41ZM81 206V205H80ZM94 206V204H93ZM175 206L178 208H175ZM19 207V206H18ZM26 207V206H25ZM27 207L25 208V210L27 209ZM35 207V206H34ZM45 208V206H42ZM41 207V208H42ZM106 207V206H105ZM117 207V206H116ZM116 207H113L114 209ZM123 207H126V206H123ZM167 207V206H166ZM32 208V207H31ZM29 208V209H31ZM36 208V207H35ZM41 208H39L40 210H42ZM74 208V207H73ZM76 208V207H75ZM74 208V210H75ZM78 208V207H77ZM98 208V207H97ZM120 208V207H119ZM118 208V210H119ZM171 208V206H170ZM24 209V208H23ZM38 209V207H37ZM82 209V208H81ZM106 209V208H105ZM108 209V208H107ZM106 209V210H107ZM124 209V208H122ZM172 209V208H171ZM173 209V210H174ZM24 210V211H25ZM32 210V209H31ZM29 210V211H31ZM40 210H36L34 209L35 212L38 211V213H40ZM44 210V209H43ZM42 210V211H43ZM104 210V209H103ZM105 210V211H106ZM113 210V209H112ZM117 210V211H118ZM133 210V209H132ZM134 210H137V209H134ZM137 210V211H138ZM164 210V209H163ZM18 211V210H17ZM28 211V210H27ZM28 211V212H29ZM33 210L32 212L35 213ZM41 211V212H42ZM98 211V209H97ZM104 211V212H105ZM122 211V210H121ZM135 211V212H137ZM170 211V210H169ZM172 211V210H171ZM179 211V210H178ZM177 211V212H178ZM15 212V211H14ZM19 212V211H18ZM17 212V213H18ZM21 213H23L21 210H20ZM19 212V213H20ZM109 212V211H108ZM112 212V211H111ZM125 212V211H124ZM133 212V211H132ZM133 212V213H135ZM149 212H148V215H149ZM180 212V211H179ZM181 212V213H182ZM191 212V213H189ZM217 212V211H216ZM9 213V211H8ZM20 213V214H21ZM27 213V212H26ZM25 213V215H26ZM37 213V214H38ZM121 213V212H120ZM152 213V212H151ZM167 214H169V212L167 211L166 212ZM174 213V212H173ZM176 213V212H175ZM180 213V214H181ZM182 213V214H183ZM209 213V212H208ZM207 213V214H208ZM29 214V213H28ZM27 214V215H28ZM43 214V212H42ZM113 214V213H112ZM183 215L186 216V215ZM187 214V215H188ZM29 215H32V214H29ZM41 215V213H40ZM117 215V214H116ZM119 215V214H118ZM215 215V214H214ZM178 216V215H177ZM195 216V217H194ZM13 217V215H12ZM33 217V215H32ZM34 217H36V215H34ZM42 217V215H41ZM106 217V216H105ZM124 217V215H123ZM125 217H128V215H125ZM149 217H151V215H149ZM148 217V218H149ZM155 217H156V214H155ZM154 217V218H155ZM161 217V215H160ZM166 217V215H165ZM171 217V218H170ZM212 217V215H211ZM218 217V215H217ZM26 218V217H25ZM29 218V217H27ZM38 218V217H37ZM129 218V217H128ZM153 218V219H154ZM164 218V217H163ZM168 219L170 218L171 220H175L176 217L175 215L171 216L168 215L167 217ZM179 218V217H178ZM182 218V217H181ZM188 218H190V215H188ZM210 218V217H209ZM6 219V218H5ZM8 219V218H7ZM11 219H14V218H11ZM30 219V218H29ZM34 219V218H33ZM39 219H42V218H39ZM152 219V218H151ZM159 219V217H158ZM162 219V218H161ZM187 219V217H186ZM218 220V218H216ZM17 220V219H16ZM19 220V219H18ZM20 220L21 217H20ZM28 220V219H27ZM144 220V218H143ZM155 220V219H154ZM190 220H192L190 218ZM216 220V221H217ZM7 221V220H6ZM37 222V220H35ZM40 221V220H39ZM43 221V220H42ZM118 221V220H117ZM142 221V220H141ZM157 221V220H156ZM168 221V220H167ZM211 221V219H210ZM209 221V222H210ZM14 222V221H13ZM17 222V221H16ZM15 222V224H16ZM32 222L34 223V221L32 220ZM41 222V221H40ZM138 222H140L138 220ZM143 222V221H142ZM158 222L161 223V220H158ZM163 222V221H162ZM165 222V221H164ZM213 221H211V224L212 226H210L211 228L214 226L215 230H216V225L214 223H212ZM6 223V222H5ZM12 223V221H11ZM25 223V222H24ZM23 223V224H24ZM168 223V222H167ZM171 223V222H170ZM13 224V223H12ZM36 224V223H35ZM181 224V222H180ZM214 224V225H213ZM11 225V224H10ZM37 225V224H36ZM43 225V224H42ZM172 225V224H170ZM177 225V224H176ZM4 226V225H2ZM25 226V225H24ZM41 226V225H39ZM162 226V225H161ZM165 226V225H163ZM200 226V224H199ZM219 226V225H218ZM217 226V227H218ZM12 227V226H11ZM26 227V226H25ZM206 227V226H205ZM209 227V226H208ZM39 228V227H38ZM201 228H203L201 226ZM212 228V229H214ZM43 229V228H42ZM208 229V228H207ZM41 230V229H40ZM218 230V229H217ZM7 231V230H6ZM35 231H38L35 230ZM214 231V230H213ZM219 231V230H218ZM10 232V231H9ZM163 232V231H162ZM215 232V231H214ZM246 232V231H245ZM38 233V232H36ZM40 234V233H39ZM213 234V233H212ZM215 234V233H214ZM213 236L215 237L216 239V234ZM41 236V234H40ZM203 236V235H202ZM201 236V237H202ZM40 239V238H39ZM219 239V238H217ZM216 239V240H217ZM41 240V239H40ZM38 240V242L40 241ZM215 241V240H214ZM39 243H42V242H39ZM121 263V262H120ZM118 261L116 260H108V262H106L105 264H120Z\"/></svg>","mask_w":264,"mask_h":264}]
</instances>
